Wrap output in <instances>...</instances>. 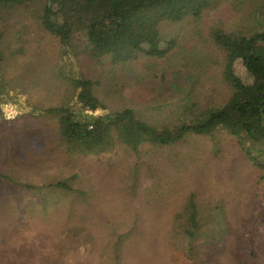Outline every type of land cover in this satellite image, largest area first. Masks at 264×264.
I'll use <instances>...</instances> for the list:
<instances>
[{
	"label": "rangeland",
	"instance_id": "obj_1",
	"mask_svg": "<svg viewBox=\"0 0 264 264\" xmlns=\"http://www.w3.org/2000/svg\"><path fill=\"white\" fill-rule=\"evenodd\" d=\"M46 2L0 5V264H264L261 171L230 131L87 155L63 148L58 116L46 112L76 102L74 79L84 75L106 107L97 112L131 108L160 133H177L199 114H180L179 99H229L225 64L252 84L209 29H253L264 0H215L198 20L163 21V41H175L167 55L121 63L91 58L84 26L63 13L72 39L62 44L44 20ZM192 193L212 230L189 246L181 230Z\"/></svg>",
	"mask_w": 264,
	"mask_h": 264
},
{
	"label": "trees",
	"instance_id": "obj_2",
	"mask_svg": "<svg viewBox=\"0 0 264 264\" xmlns=\"http://www.w3.org/2000/svg\"><path fill=\"white\" fill-rule=\"evenodd\" d=\"M28 0H0L1 6L24 4ZM215 0H47L44 20L47 27L64 45H70L72 32L61 20L81 22L88 40V54L93 59L108 57L111 63H121L140 56L162 58L174 45V40L163 41L160 25L163 21L181 22L191 17L200 19ZM253 29L227 30L221 21L209 29L213 44L226 53L236 52V59L246 68L252 84L237 73L236 67L224 65L223 78L231 88V96L221 106L178 100L180 114L198 109L195 122L176 126L175 134H164L137 116L131 108L99 113L104 107L94 93V81L80 75L74 79L78 89L73 104L50 107L46 112L56 114L59 120L61 145L67 152L79 147L80 154L99 155L122 144L139 151L143 144L165 146L183 140L188 135L209 136L228 130L234 135L238 148L249 162L261 171V199L264 202V7L254 8ZM254 84V86H253ZM186 99V100H185ZM177 104V105H178ZM4 112L1 106L0 112ZM91 111V112H90ZM166 129H168L166 127ZM55 187L73 190L67 181ZM185 225L182 233L189 246L209 235V219L199 213L196 197L192 193L185 205ZM187 247L188 256L193 248ZM190 252V253H189ZM252 256H256L253 249Z\"/></svg>",
	"mask_w": 264,
	"mask_h": 264
},
{
	"label": "water",
	"instance_id": "obj_3",
	"mask_svg": "<svg viewBox=\"0 0 264 264\" xmlns=\"http://www.w3.org/2000/svg\"><path fill=\"white\" fill-rule=\"evenodd\" d=\"M25 110H27V108H26V109H25V108H22V109H21V111H25Z\"/></svg>",
	"mask_w": 264,
	"mask_h": 264
}]
</instances>
